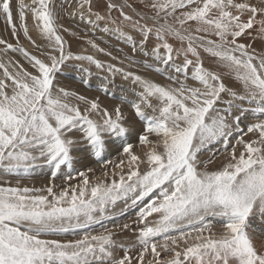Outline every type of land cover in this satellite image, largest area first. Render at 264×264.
<instances>
[{
  "label": "snow or ice",
  "instance_id": "obj_1",
  "mask_svg": "<svg viewBox=\"0 0 264 264\" xmlns=\"http://www.w3.org/2000/svg\"><path fill=\"white\" fill-rule=\"evenodd\" d=\"M62 12L57 0H0L15 40L0 38V53H19L30 65L0 59V170L26 177L43 164L51 175L45 187L0 183V264H264L252 226L257 212L264 216V46H255L264 42V0H139V7L77 0L66 14L90 25L91 37L61 23ZM97 29L150 55L156 66L143 67L169 83L126 70L125 61L129 68L137 61L101 47ZM21 32L38 55L21 44ZM66 36L120 66L74 53ZM72 62L85 87L94 66L107 73L97 91L115 98L109 77L119 75L134 85L132 98L109 107L59 86L58 74ZM247 112L256 120L244 131ZM137 122L139 152L128 142ZM116 139L120 158L109 173L104 157ZM217 142L224 160L210 168L215 154H201ZM88 156L101 162L102 177L93 179L90 167L72 175ZM60 175L65 183L57 186ZM117 201L138 206L133 221L117 226L133 233L127 245L112 229L86 231ZM209 217L219 218V232ZM78 230L76 239L52 238Z\"/></svg>",
  "mask_w": 264,
  "mask_h": 264
},
{
  "label": "rangeland",
  "instance_id": "obj_2",
  "mask_svg": "<svg viewBox=\"0 0 264 264\" xmlns=\"http://www.w3.org/2000/svg\"><path fill=\"white\" fill-rule=\"evenodd\" d=\"M119 2L123 3V0H119ZM131 2H133L134 6L139 7V0H131ZM76 3L77 0H57V4H62L64 8V12H62L63 19L60 22L63 23L65 26H71V27L74 26L73 27L74 30H78L82 33L87 32L88 35L91 37L93 36V33L89 31L91 26L85 25L82 21H80L79 16L71 17L66 14L67 12L73 11V9L76 6ZM126 11L130 12V10L128 9H126ZM114 15L117 16L118 12H113V16ZM15 16L16 13L14 12V17ZM16 23L18 26L19 24L18 18L16 19ZM27 23L33 37L38 39L37 33L33 28V21L31 20L30 15L27 19ZM134 35L138 36V34H134ZM0 38L7 39L10 43L13 44L15 43V40L12 39L11 37V30L6 28V22L3 17H0ZM66 38L70 40L71 50L74 53L95 54L98 59L105 61L106 63H114L117 64V66H120L118 60L113 61L109 56H105L101 53H95V51L91 49L89 46H87L84 41L77 40L73 37H68V36H66ZM94 38L96 39L97 43L100 44L101 47H104L107 50L111 51L112 55L117 56L119 59H123V57L127 55L132 59H134L135 61H137V63L131 66L130 68L128 67L127 61H125L124 66L126 70L133 71L138 75H143L146 78L153 79L160 83H164V84L169 83L159 73H156L151 69H145L143 67V63L145 61H147L150 64H153L154 67L156 66L153 61V58L150 55L145 57L141 52L133 53L131 51L130 45H127L122 40L117 39L115 36L102 33L98 31V29L95 30ZM20 42L29 52L38 55V52H36V50L32 47L29 41L24 39L22 32L20 33ZM170 42H172L175 47L179 46V42L176 41H170ZM154 44H155V40L153 38L148 42L146 50L150 52ZM261 45L264 46V42L257 41V44H255L256 48L259 50L262 47ZM9 58H12L14 60H19L25 65V67H29L30 69V65H28L27 61L19 53L8 52L7 55L0 53V59H2L4 62H7ZM208 62L209 61H207L206 59V63ZM78 64L79 62H72V64L68 68H65L63 73L58 74L59 86H63L69 90L77 91L78 93L86 95L89 98H95L96 96H99L102 104L109 107H112L115 104L119 103L120 96L126 95L129 98H132L134 85L130 80L128 81L123 80L119 75L114 78V81L111 77H109V91L114 93L115 98H113L112 96H107L103 92L97 91V88L104 81V77L107 75V73L100 72L94 66H92L90 69L92 75L88 77L90 80V87H85L80 82L82 72L79 70ZM160 67L163 66L160 65ZM227 83L231 85L233 82L229 80L227 81ZM243 107L247 108L248 105L245 103L243 104ZM255 120L256 117L253 116L251 112H247L240 121L241 129L246 131L247 125L255 122ZM139 128H140V124L139 122H137L136 130L132 131L129 134V138H128V142H131L134 144V146H136L135 150L137 152L141 150L136 140V136L138 134ZM250 136L251 134H249L248 137H245V139L250 138ZM235 139H236V133L234 132L233 136L230 138V144L235 143ZM120 150H121V143L119 139H116L115 143H111L108 147V151L105 154L104 159L112 161V164H109L107 167V171L109 173H111L114 170L113 165L119 162ZM213 154H215V161L212 165H210V168L219 167L224 160L225 150L222 142H217L209 145L207 149L202 152L201 159H208L212 157ZM89 167L94 169V174H90V176L93 179L102 177L101 162H99L98 160H96L94 157L91 156H88L87 158H84L82 160L78 159V161L74 164L72 175L75 176L76 171H83ZM62 172L67 173L68 169L63 168ZM50 179H51L50 169L47 165H43V164L33 169L32 174L26 177L6 174L3 172V170H0V183L7 182L8 184H11L13 186L16 184L17 180H20L21 186L45 187L48 185ZM78 182L79 181L77 178V179H73L69 183L74 185ZM53 183L57 186L63 185L65 183L63 175L58 176L53 181ZM137 211H138V206L133 207L131 205V201L127 202V207L125 206L124 201H117V203L114 206H111L106 211V214L102 218L100 223L92 224L89 229H86V231H91L95 233L102 231L103 228L105 227L112 229L114 232L117 233L116 238L127 245L129 241H132L134 239L133 233L129 231H120V229L117 226H122L125 223H130L131 221H133L135 219V214ZM208 220L211 221V223L213 224V229H212L213 231L219 232L221 230L219 218L209 217ZM252 226L254 228L255 243L257 244L258 247H260L264 245V216H261L259 212H257L252 217ZM83 231L84 230H78L76 234L69 233L62 237H52V238L76 239L79 237V235L83 234Z\"/></svg>",
  "mask_w": 264,
  "mask_h": 264
},
{
  "label": "bare ground",
  "instance_id": "obj_3",
  "mask_svg": "<svg viewBox=\"0 0 264 264\" xmlns=\"http://www.w3.org/2000/svg\"><path fill=\"white\" fill-rule=\"evenodd\" d=\"M115 16V15H114ZM90 26V25H89ZM74 27V26H73ZM99 31V30H98ZM101 37V36H100ZM261 42V41H260ZM256 44H257V42H256ZM259 44V43H258ZM262 46V45H261ZM259 50V49H258Z\"/></svg>",
  "mask_w": 264,
  "mask_h": 264
}]
</instances>
